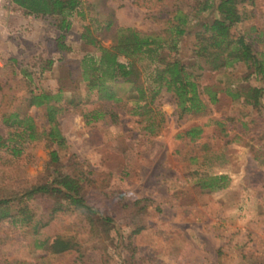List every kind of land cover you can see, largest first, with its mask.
Returning a JSON list of instances; mask_svg holds the SVG:
<instances>
[{
    "label": "rangeland",
    "instance_id": "1",
    "mask_svg": "<svg viewBox=\"0 0 264 264\" xmlns=\"http://www.w3.org/2000/svg\"><path fill=\"white\" fill-rule=\"evenodd\" d=\"M217 1L81 0L69 17L72 27L64 38L69 51L57 49L52 18L26 22L19 32L0 39L7 45L0 54V136L15 132L3 124L11 114L31 117L37 133L35 140L21 142L17 157L9 148H0V199L48 182L54 170L73 176L81 173L85 200L111 218L109 224L99 223L90 232L83 215L67 202L47 197L30 200L27 206L33 220L55 204L63 214L39 227L36 235L31 233L32 221L22 226L0 222V264L34 263L44 252L37 248L39 243L56 236L72 237L87 264H125L128 246L134 249L136 264H264V80L244 64L217 72L200 69L192 53L201 25L218 18ZM206 2L212 7L199 11ZM175 10L187 16L186 34L171 51L167 30ZM109 12L111 29L131 28L166 42L160 53L179 61L200 86L221 90L218 102L200 114L180 116L173 97L162 89L147 108L140 103L138 112L147 113L139 117L133 115L132 85L118 81L108 88L125 104L112 106L116 123L107 119L87 123L80 111L87 114L99 101L78 82L77 69L83 56L97 52L79 38L89 28L100 45L108 47L103 27ZM238 13L241 22L232 32L244 37L264 60V0L239 6ZM49 60L50 70L40 74ZM135 64L139 82L150 90L154 65L145 57ZM22 70L32 78L25 79ZM58 88L63 98L55 120L66 141L64 148L46 143L42 136L49 127L45 107H28L27 99L30 93ZM243 88L261 89L257 107L224 94L226 89ZM69 100L78 105L71 108L66 105ZM148 118L159 122L153 135L144 131ZM195 127L202 134L190 141L185 132ZM52 149L58 150V165L48 164ZM215 177H225L222 188H201ZM140 199L153 204L138 211L122 206ZM9 212L17 214L18 207ZM131 213L143 227L136 235H130Z\"/></svg>",
    "mask_w": 264,
    "mask_h": 264
},
{
    "label": "trees",
    "instance_id": "2",
    "mask_svg": "<svg viewBox=\"0 0 264 264\" xmlns=\"http://www.w3.org/2000/svg\"><path fill=\"white\" fill-rule=\"evenodd\" d=\"M17 8L24 11V14L32 16L35 19L52 18L53 27L58 32L56 38V47L59 52L69 51L64 44L65 34L71 28L69 17L81 6V0H12ZM254 0H218L215 4V11L218 18L209 23L201 25V30L195 34V44L193 47V56L200 62V69H207L212 72L230 69L237 64H244L248 69H253V73L259 75L264 80V60L258 58L244 37L236 36L232 29L241 22V16L238 13L239 6L252 5ZM212 6L207 2L203 4L199 11H205ZM173 24L168 28L169 48L171 51L176 49L178 38L186 34L184 26L187 23V16L180 10H175ZM112 19L109 12V18L104 23L103 29L107 32V38L110 42L108 47H102L96 38L91 35L89 28H84L80 35L81 43L97 52L96 56L86 54L78 63L77 75L78 82L84 83L87 92L95 93L99 104L94 109L80 114L87 123L99 120H108L116 123L117 115L113 112L112 106L123 107L125 104L120 98L110 92L108 88L116 85L118 81L131 84V96L136 97L133 115L142 117L147 112H138L147 108L153 103L156 96L163 89L170 93L175 102L176 110L180 116L194 115L204 112L208 105L218 102V95L221 90H214L212 86H200L198 81L191 78L186 72L185 67L177 60H168L160 53L164 49L166 42L152 35L141 34L131 28L111 29ZM145 57L151 64L153 70L151 73V89L147 90L139 82V72L136 67V61ZM52 62L48 61L46 66L40 70V74L49 71ZM25 79H31L32 75L26 70L21 72ZM151 96L146 98V94ZM224 94L231 100L240 99L243 103L257 107L261 98L262 91L259 88H243L231 91L226 89ZM203 97H206L205 100ZM63 98L62 88H58L51 93H30L28 107H45V119L49 125L48 131L42 136L49 146L64 148L65 138L59 131L55 116L62 108L60 106ZM71 108L78 105L73 100L66 102ZM147 125L144 127L149 135L155 134V129L159 127L155 118H148ZM3 124L8 128H15L13 134H8L6 138L0 136V148H9L11 154L15 157L21 154V142H29L37 138L36 127L31 117L18 114H11L3 119ZM202 134L200 127L191 128L185 132V137L194 141ZM48 164L58 165V150L52 149L48 153ZM225 177L209 178L207 182L201 184L202 189H220L224 185L220 184ZM81 173L73 176L67 173L53 171L51 179L44 184L31 186L21 194H11L8 198L0 199V222L8 221L13 226H22L28 222H33L31 233L36 235L39 227H45L49 223L57 220L63 211L59 204L48 209L46 214H41L33 220L28 212L27 202L35 198H54L64 202L83 215L89 225V231L92 232L97 224L107 225L111 218L100 213L97 208L87 203L82 195ZM153 203L148 199H140L130 205L123 204L125 209L135 211L143 210ZM18 207L17 214H12L9 210ZM129 224L131 225L130 235H136L143 230L138 223L135 213L129 215ZM135 223V224H134ZM38 249L44 250L43 254L36 258L34 263L26 262H6L3 264H87L86 258L79 251L78 244L72 237L56 236L50 241L39 243ZM129 255L125 264H136L134 259V249L128 246ZM72 260H68L71 257Z\"/></svg>",
    "mask_w": 264,
    "mask_h": 264
},
{
    "label": "crops",
    "instance_id": "3",
    "mask_svg": "<svg viewBox=\"0 0 264 264\" xmlns=\"http://www.w3.org/2000/svg\"><path fill=\"white\" fill-rule=\"evenodd\" d=\"M51 19V18H43ZM39 19V20H43ZM38 19L32 16L24 14V11L13 5L12 0H0V39L2 41L8 39L9 32L20 31L24 28L26 22L35 21ZM72 27V26H71ZM71 30V29H70ZM70 30L68 32H70ZM17 32V33H18ZM7 48L6 43L0 44V54L1 50Z\"/></svg>",
    "mask_w": 264,
    "mask_h": 264
}]
</instances>
